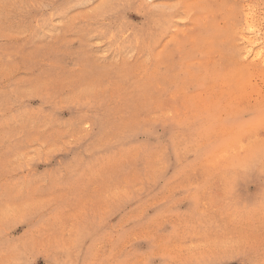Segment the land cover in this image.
I'll use <instances>...</instances> for the list:
<instances>
[{
	"label": "rangeland",
	"instance_id": "374dc122",
	"mask_svg": "<svg viewBox=\"0 0 264 264\" xmlns=\"http://www.w3.org/2000/svg\"><path fill=\"white\" fill-rule=\"evenodd\" d=\"M262 57L264 0H0V264H264Z\"/></svg>",
	"mask_w": 264,
	"mask_h": 264
},
{
	"label": "bare ground",
	"instance_id": "6f19581e",
	"mask_svg": "<svg viewBox=\"0 0 264 264\" xmlns=\"http://www.w3.org/2000/svg\"><path fill=\"white\" fill-rule=\"evenodd\" d=\"M254 22H256V21H254ZM254 22H252V24L254 23ZM251 23V22H250ZM249 23V24H250ZM255 27V26H254ZM253 26H252V29L254 28ZM249 28H250V25H249ZM251 38V37H250ZM247 39H249V38H247ZM252 39V38H251ZM254 40H255V38H254ZM251 41V40H250ZM254 43H255V41H254ZM247 44V43H246ZM252 52V51H251ZM245 53H247V52H245ZM261 54V53H260ZM256 55L258 56L259 54H257L256 53ZM243 57H245V55L243 56ZM247 57V56H246ZM263 58V57H262ZM262 60V59H261ZM262 63L264 62V58H263V61H261ZM264 64V63H263Z\"/></svg>",
	"mask_w": 264,
	"mask_h": 264
}]
</instances>
